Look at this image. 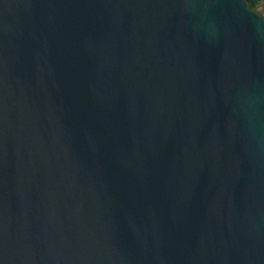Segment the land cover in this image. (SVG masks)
Wrapping results in <instances>:
<instances>
[{
	"label": "water",
	"instance_id": "obj_1",
	"mask_svg": "<svg viewBox=\"0 0 264 264\" xmlns=\"http://www.w3.org/2000/svg\"><path fill=\"white\" fill-rule=\"evenodd\" d=\"M0 264H264L263 15L0 0Z\"/></svg>",
	"mask_w": 264,
	"mask_h": 264
},
{
	"label": "trees",
	"instance_id": "obj_2",
	"mask_svg": "<svg viewBox=\"0 0 264 264\" xmlns=\"http://www.w3.org/2000/svg\"><path fill=\"white\" fill-rule=\"evenodd\" d=\"M249 7L260 13V7H264V0H246ZM261 14V13H260Z\"/></svg>",
	"mask_w": 264,
	"mask_h": 264
},
{
	"label": "rangeland",
	"instance_id": "obj_3",
	"mask_svg": "<svg viewBox=\"0 0 264 264\" xmlns=\"http://www.w3.org/2000/svg\"><path fill=\"white\" fill-rule=\"evenodd\" d=\"M260 13H261V15H263V17H264V7H260Z\"/></svg>",
	"mask_w": 264,
	"mask_h": 264
}]
</instances>
